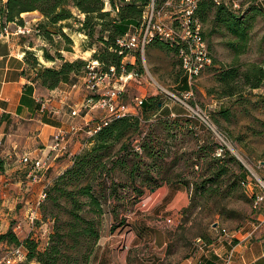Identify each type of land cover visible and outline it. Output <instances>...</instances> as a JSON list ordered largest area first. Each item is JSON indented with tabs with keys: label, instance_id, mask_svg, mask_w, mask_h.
I'll return each mask as SVG.
<instances>
[{
	"label": "rangeland",
	"instance_id": "374dc122",
	"mask_svg": "<svg viewBox=\"0 0 264 264\" xmlns=\"http://www.w3.org/2000/svg\"><path fill=\"white\" fill-rule=\"evenodd\" d=\"M180 1L161 0L154 5L155 10L159 11L165 20L173 17L181 18L185 5ZM104 2L105 11L111 10L110 17H116L118 13L116 8L111 6V1L104 0ZM255 2L256 0H241L244 8ZM120 3L121 0H117V4ZM73 12L76 20L70 19L68 21L73 25V28H63V32L71 39V42L61 35L60 25L52 26L53 34L50 39L45 38L43 34L41 37L36 36L34 32L29 35L21 33L16 35L14 31L20 24L15 25L12 34L17 37L26 36L21 39L22 42L33 48L26 50L24 54V59L28 62L30 69L36 65L35 72L37 73L39 68H59L64 62L65 57L55 63L46 60L44 50L53 56H57V50H61L63 53H60L67 56L66 60L71 61L78 58L87 61L93 58L94 52L103 53L104 43L100 39V26H96L93 37H90L86 31L79 30L82 26L80 20L85 17V14L76 8H73ZM24 24L28 23L25 22ZM28 25L40 31L37 24ZM249 26L248 42L244 48L242 47V52L238 54L230 46L231 41H238L237 37L224 26L217 24L212 19L211 14L208 20L204 21L203 31L211 51L212 65L192 79L185 74L177 50L166 47L164 45L166 43L162 41H155L146 46L144 53H138L135 60L132 61L130 57L126 59L127 62H134L136 72L139 73L138 77L122 80L120 76L116 75L108 81H104L109 89L119 93L118 107L124 106V111H129L140 119V130L129 137L131 140L128 144L133 147L140 145L142 141H149L154 145V151H157H155V156H152L147 151L140 149L141 157L129 155L124 169L128 171L127 174L118 171L119 168L115 170L117 172L115 180L119 183V191L123 197L132 193L136 196V187L144 189V193L136 199L137 201H133V198L106 200L107 202L103 203L105 212L101 216L95 215L88 205H83L80 215L92 220L94 224H98L100 237L106 230L114 232L115 228L120 225L128 228L136 222L140 223L142 230L145 231L166 229L162 220L168 214L161 213V211L168 202L163 198V191L160 190L153 195V190L160 187L162 185L160 183H164L167 177L176 179L177 174L180 173L192 177L194 172L200 170L193 163L195 156H197L196 153L200 150V145H215L218 141L214 137L212 129L201 118H191L190 124L194 128L193 133L187 131L188 125L183 126L184 124H181L184 118H188L186 114L184 117H177L181 118L179 122L172 115L167 117L170 112L191 113L192 109L204 116L208 115L216 128L229 139L227 151L232 153L238 162L237 166L233 164V167H241L242 175L247 178L244 183L236 184L230 190L228 188L226 190L221 189L216 197L199 198L201 205L192 208L187 213L182 211L180 222L173 215H169L173 219L172 224L167 227L168 230L172 231L168 248L170 264L182 263L194 244H198L202 232L210 233L215 238L224 235L232 240L234 237L236 238V231L240 228L247 227L253 222L256 224L260 222L257 218L264 209V203L260 209H255L253 206L254 197L252 196L254 192H261L262 185H264V81L258 88H253L251 85L245 84L244 80H237L234 83V88L226 90L217 78L220 70L228 69L232 65L240 67L241 71L247 67V64L251 63L259 64L264 68V16L256 15ZM108 35V31L102 34L104 42L109 39ZM241 43L239 42V44ZM68 46L71 47V50L66 49ZM75 55L79 56L75 58ZM36 58L39 61L42 58V62L37 64ZM72 58L75 59L72 60ZM84 72L85 67L83 66L72 75V77L78 78L82 90L81 97L88 94L83 80ZM187 92L189 95L186 94ZM139 95L153 101V107L149 111L136 108L135 99ZM161 106H164V111L159 112ZM67 112H70V108ZM81 112L88 114L89 118L94 119V121L107 116V112L97 106L94 109L90 106L83 107ZM157 112L158 115H154ZM75 122L80 123L79 120H75ZM80 133L74 134L69 139L67 152L61 153L57 160L65 159L72 151H75L77 144L80 146L82 141H86L85 134L81 131ZM195 133H199V137ZM201 139L204 141L200 142ZM123 143L125 141L117 143L115 150ZM85 144L86 147L87 142ZM201 161L203 162V160ZM48 165L49 168H47ZM48 165L44 167L33 165L32 180H39L43 172L50 170L52 165L50 167V162ZM134 167H137L138 177L136 181L131 180L128 176ZM149 175L154 177L153 181L146 179ZM50 186L43 189L46 191V197ZM43 191L40 192L35 201V208L28 216L32 225L39 226L36 238H39L38 248L41 249L46 247L47 242H50L56 225L67 226V222L72 219L67 211L71 207L68 201L60 199V205H58L45 198L39 204L38 201L41 200ZM142 199L147 201L145 206ZM189 199L191 203L190 195ZM205 202L206 204L203 205L202 203ZM19 204L16 205L18 211L21 209ZM114 206L118 213L117 216L114 212L112 213ZM11 208L12 210L16 209L15 207ZM211 208L214 209L213 213L209 212ZM6 209L8 210L9 207ZM2 211L3 204L0 201L1 230L8 227V222L2 219ZM32 217L37 218L34 223L31 222ZM180 225L184 228L180 229ZM223 229H226L227 234ZM128 241L129 239L126 237L121 240L119 244L121 251L128 250L130 246ZM83 243H80L78 248L80 245L83 246ZM12 247L15 246L12 245ZM3 250L6 251L7 249L3 248Z\"/></svg>",
	"mask_w": 264,
	"mask_h": 264
},
{
	"label": "trees",
	"instance_id": "16d2710c",
	"mask_svg": "<svg viewBox=\"0 0 264 264\" xmlns=\"http://www.w3.org/2000/svg\"><path fill=\"white\" fill-rule=\"evenodd\" d=\"M151 1L121 0V3L116 5L112 0L111 6L116 8L118 15L110 17L111 10L105 11L104 0H0V32L11 22L24 24L22 14L37 10L43 15L45 21L37 23V28H40V31L36 36L41 37L43 34L45 38L50 39L53 34L52 26L60 25L61 35L71 42V39L63 32V28H73V25L68 21L70 19L76 20L73 12V8H76L85 14V17L80 20L82 26L79 30L86 31L90 37H93L96 26H100V39L104 43L103 53L94 52L90 61L98 60L100 66L106 71L111 68L110 66H115L118 73H121L126 54L115 51L117 39L132 26L142 22L143 14ZM160 1L155 0L156 3ZM197 4L198 7L194 17L198 18L204 26V21H207L212 14V19L217 24L224 26L237 37L238 41H231L230 46L238 54L242 52L248 42L250 35L248 29L251 21L255 19L256 15L264 16V10L256 2L249 4L247 8L238 13L233 11L227 4L217 3L215 0H198ZM107 31L109 39L104 42L102 34ZM155 41H162L166 43L164 44L166 47L175 49L179 53L178 48L172 46L168 41L155 39L152 42ZM239 42L242 43L239 44ZM66 49L71 50V47L68 46ZM44 58L53 61L57 58L63 60L64 56L59 50H57V56H53L44 50ZM88 61L81 58L73 61L64 59L59 68H39L35 80H38L48 89H55L64 83L69 85L78 83V78L76 79L72 75L83 66L86 72ZM35 62L40 64L37 58ZM124 66L126 72L136 71L135 64L127 62ZM34 68L37 69L36 65H34ZM217 78L226 90L234 88V83L237 80H244L245 84L258 88L264 81V68L259 64L251 63L247 64V67L241 71L240 67L232 65L228 69L220 70ZM152 102L151 99L146 98L142 106L143 110L149 111L153 107ZM161 108L164 111V106H161ZM154 115H158V112ZM170 116L171 112L167 117ZM177 117L184 116L178 114L174 117L179 122L181 118ZM183 120L181 124H184L183 126L188 125L186 127L187 131L194 133V128L190 124L192 119L188 117ZM140 126V119L135 114L129 113L122 117H114L94 137L86 138L87 146L81 152L72 156L73 164L57 177L52 186L49 187L46 197L58 205H60V199L68 201L71 207L67 211L72 219L67 222V226L60 224L55 226L50 242H47L46 247L43 249L38 248L39 238L37 239L32 235L21 240L12 228H9L5 233H0V242H7L13 244V246L25 248L27 257L22 264H90V259L96 250L97 241L100 237V231L98 224L96 225L92 220L83 215L81 216L80 211L83 205H88L95 215L101 216L105 212L104 202L113 198L126 200L127 198H133V201H137L136 199L142 196L144 189L136 187V196L132 193L127 197H123L119 191V183L115 180L117 176L115 170L117 168L121 173H128L124 169L129 155L141 157L139 151L143 149L149 155L155 156L157 150L154 151L155 147L149 141H142L140 145L133 147L128 144L131 140H129V137L139 132ZM195 135L199 137V133H195ZM123 140L125 143L115 150L116 144L124 142ZM151 140L153 141V138ZM201 141L204 140L201 139ZM218 145V142L215 145H200V150L196 153L197 156L193 161L194 165L198 166L200 170L194 172L192 177L180 173L177 174L176 179L166 178L165 182H171L172 180L188 187L191 203L183 210L185 213L201 205L199 198L205 196L208 198L216 197L221 189L226 190L228 188L230 190L236 184H242L246 181L247 177L242 175V168L233 167V164L237 166L238 162L232 153L226 150L224 157L215 155ZM128 176L131 180L136 181L138 177L137 167L131 169ZM153 178L151 175L146 177L150 181H153ZM202 204L204 205L206 202ZM115 209L114 206L112 213L114 212L117 216L118 213ZM213 210L211 208L209 212L213 213ZM119 227L124 228L121 225ZM179 228L184 227L180 225ZM199 238L210 241L207 232H202ZM234 241L237 242L236 239ZM82 242H84L83 246L80 245L78 248V245Z\"/></svg>",
	"mask_w": 264,
	"mask_h": 264
},
{
	"label": "crops",
	"instance_id": "0c3cea01",
	"mask_svg": "<svg viewBox=\"0 0 264 264\" xmlns=\"http://www.w3.org/2000/svg\"><path fill=\"white\" fill-rule=\"evenodd\" d=\"M113 1L117 5V0ZM256 3L264 10V0H256ZM22 17L32 25L45 21L37 10L23 13ZM8 25L11 34L0 39V201L3 204L2 219L8 222V227L0 229V233L12 228L23 240L30 235L37 237L39 226L32 225L28 216L35 208L40 192L52 185L56 177L73 164L72 155L81 152L86 145V141H82L80 146L77 144L75 151L62 160H57L61 155L51 147L53 134L72 120L67 110L79 106L85 97H81V87L65 96L64 92L70 90L69 84L48 89L35 80V68L30 69L24 59L25 51L33 48L22 42L21 39L26 36L12 34L16 24L11 22ZM62 56L66 60L67 56ZM78 56L75 55V58ZM57 60L60 61L57 58L51 62ZM49 100L47 109L42 110L43 104ZM159 110L162 111V108ZM178 114L184 116L186 113ZM85 118L88 120L89 115ZM24 156L33 160L46 159L52 167L43 172L39 180L33 181V165L25 163L22 159ZM160 190L168 202L161 211L168 214L162 220L166 229L145 231L136 222L131 227H119L114 232L106 230L97 243L90 264H170L168 248L172 231L168 230L166 220L172 219L169 215H173L180 222L182 211L190 203V192L187 186L172 180L153 190V195ZM11 207L16 209L12 210ZM257 219L259 223H250L236 231L234 239L237 242L224 235L215 238L208 233L210 241L202 240L194 244L186 259L179 264H225L223 256L229 252H232V264H264V209ZM124 237L129 239L127 251H121L119 245ZM12 245L0 242V261L9 255Z\"/></svg>",
	"mask_w": 264,
	"mask_h": 264
},
{
	"label": "built area",
	"instance_id": "2783aa9c",
	"mask_svg": "<svg viewBox=\"0 0 264 264\" xmlns=\"http://www.w3.org/2000/svg\"><path fill=\"white\" fill-rule=\"evenodd\" d=\"M217 3H224L230 6V8L236 13L244 9L241 0H215ZM185 7L180 17H173L171 19L165 20L159 11L155 10V0L146 8L142 22L135 26H132L128 31L123 33L117 39V48L115 51H119L120 54L125 53V59L122 65V72L118 73L115 66H110L111 68L106 71L100 66L98 60L88 61L87 71L83 76V80L86 84L88 94L84 95V100L79 106H74L70 109V116L72 120L65 124L53 134L51 147L56 153H66L69 146V139L76 133L83 132L86 138H92L102 130L106 125L109 124L110 120L114 117H122L125 114L131 112L124 111V106L118 107L119 103V93L108 88L104 81H108L111 77L120 76L122 80L127 78H136L139 73L136 71L126 72L124 66L127 63L126 59L131 58L132 61L135 60L138 53H144L147 45L151 44L153 40L160 39L163 41H168L172 46H176L179 50V58L184 69L185 74L188 78L192 79L197 77L202 71L207 67L212 65L211 51L208 46V42L203 34V24L201 21L194 17L198 7V0H181L180 1ZM119 10V9H117ZM37 34L39 30L30 27L28 24H20L14 31L16 35L21 34ZM11 34L10 27L7 25L2 32H0V39L7 37ZM130 61L129 63L134 64ZM70 90H66L64 95H68L71 90H76L80 86L79 82L70 85ZM189 95V93H186ZM187 97V96H186ZM146 97L138 96L135 99V106L139 110L142 108ZM50 100L43 104L42 110L47 109ZM81 106V107H80ZM100 107L107 112V116L101 120H95L85 118L88 114L81 112L83 107ZM80 107V108H79ZM53 113V111H51ZM172 116L176 117L178 114L176 112L171 113ZM185 115V114H184ZM186 116L190 118H195L201 120L212 129L214 137L218 140V146L215 150V155L219 157L225 156V151L229 145V139L222 134L213 124L208 115H202L194 109L191 113H186ZM80 123L74 120L80 119ZM23 161L28 164H32L35 167H44L48 165V160L38 158L36 160L31 159L29 156L22 157ZM49 168V165L47 166ZM253 206L255 209H260L261 205L264 203V185H262L261 192H254L253 196ZM46 198V191L41 194V200L38 201L40 204L43 199ZM143 205L147 204V201L142 199ZM32 223L37 219L32 217ZM173 219H167V225L172 224ZM225 234H227L226 229H223ZM202 241L201 239L198 240ZM27 257L26 249L22 246L12 247L9 255L5 256L0 262L2 264H21ZM225 264H232L233 257L232 253H226L224 256Z\"/></svg>",
	"mask_w": 264,
	"mask_h": 264
}]
</instances>
